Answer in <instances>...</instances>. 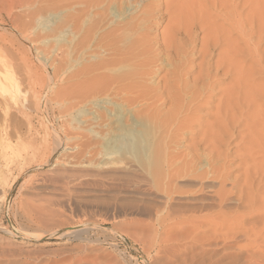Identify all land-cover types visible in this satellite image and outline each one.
<instances>
[{
  "label": "bare ground",
  "instance_id": "bare-ground-1",
  "mask_svg": "<svg viewBox=\"0 0 264 264\" xmlns=\"http://www.w3.org/2000/svg\"><path fill=\"white\" fill-rule=\"evenodd\" d=\"M194 1L0 0V15L5 12L24 37L35 28L33 16L54 19V27L38 29L47 38L50 32L57 36L61 58L53 72L59 82L71 83L54 88V98L63 110L76 111L78 126L87 123L94 138L86 145L100 147L106 157L131 156L148 181L145 188L165 195L166 217L155 221L225 229L235 238L244 221L253 219L242 236L251 233L247 239L259 243L264 0H208L199 7ZM62 53L71 60L67 76ZM205 180L217 184L214 200L173 208L172 200L197 192Z\"/></svg>",
  "mask_w": 264,
  "mask_h": 264
},
{
  "label": "rangeland",
  "instance_id": "rangeland-1",
  "mask_svg": "<svg viewBox=\"0 0 264 264\" xmlns=\"http://www.w3.org/2000/svg\"><path fill=\"white\" fill-rule=\"evenodd\" d=\"M202 1L193 4L208 0ZM41 15L33 16L27 37L12 28L5 12L0 15V264H264V238L254 243L247 239L251 233L242 236L253 219L235 238L225 229L157 222L169 202L148 191L137 162L86 145L94 138L87 123L78 126L76 111L63 110L54 98V88L71 83L59 82L53 72L61 58L57 36L50 32L47 38L38 27L55 22ZM46 39L49 45H43ZM62 55L67 76L71 60ZM217 188L205 180L197 192L170 204L198 207L202 199L214 200Z\"/></svg>",
  "mask_w": 264,
  "mask_h": 264
}]
</instances>
